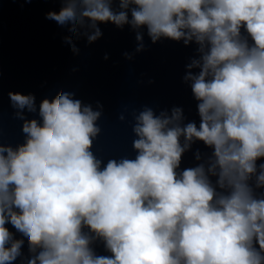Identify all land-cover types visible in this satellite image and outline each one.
I'll return each mask as SVG.
<instances>
[{
	"label": "clouds",
	"instance_id": "obj_1",
	"mask_svg": "<svg viewBox=\"0 0 264 264\" xmlns=\"http://www.w3.org/2000/svg\"><path fill=\"white\" fill-rule=\"evenodd\" d=\"M60 2L47 18L75 35L91 29L89 42L108 22L153 42L194 41L200 58L184 79L199 124L179 107L145 108L135 157L105 163L92 151L101 112L69 92L44 99L40 119L24 120L25 142L0 143V264H15L25 239L27 264H264V0ZM9 96L21 119L37 110L33 95ZM195 141L207 162L181 169Z\"/></svg>",
	"mask_w": 264,
	"mask_h": 264
},
{
	"label": "water",
	"instance_id": "obj_2",
	"mask_svg": "<svg viewBox=\"0 0 264 264\" xmlns=\"http://www.w3.org/2000/svg\"><path fill=\"white\" fill-rule=\"evenodd\" d=\"M61 6L60 0H0V143L13 148L24 143V120H39L40 103L60 92L73 93L75 99L101 112L92 151L105 163L135 157L133 125L135 116L145 108L159 115L179 107L183 123L199 124L191 82L184 79L190 71L187 65L200 58L194 41L188 45L167 38L153 42L146 30L108 22L99 23L102 35L89 42L84 32L91 29H80L75 35L47 18ZM113 8L119 10L118 0ZM137 31L143 34L140 51ZM9 93L33 95L37 110H23L21 119ZM198 151L200 160L196 159ZM210 153L202 141H195L184 153L181 169L205 163ZM7 226L17 239H25L11 224ZM93 246L97 254L109 255L101 242ZM22 253L15 264H27L32 255L26 239Z\"/></svg>",
	"mask_w": 264,
	"mask_h": 264
}]
</instances>
